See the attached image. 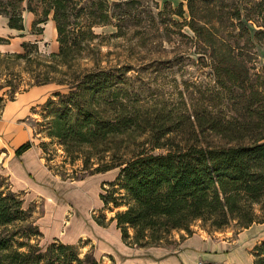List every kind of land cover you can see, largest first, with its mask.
I'll return each instance as SVG.
<instances>
[{"label":"trees","instance_id":"1","mask_svg":"<svg viewBox=\"0 0 264 264\" xmlns=\"http://www.w3.org/2000/svg\"><path fill=\"white\" fill-rule=\"evenodd\" d=\"M23 1L0 5L10 29L23 31ZM47 1L40 16L31 8L25 12L35 17L34 35L54 23L57 52L43 55L36 42H24L20 53H0V65L9 70L8 64L24 63L35 80L28 89L67 88L44 102L54 108L49 137L71 162L82 160L86 176L117 171L101 186L103 208L94 221L103 227L114 222L123 244L137 249H166L174 232L190 235L198 221L215 231L264 223V0H182L186 11L183 4H165L149 17L140 0L113 6L107 0ZM168 13L180 19L167 21L191 44L194 63L209 79L186 86L175 105L148 107L128 88L127 66L102 67L99 50L91 48L98 38L93 28L112 25L118 38L131 25L145 19L156 24ZM31 146L27 142L15 154ZM161 148L165 154L153 153ZM22 205L19 194L0 191V264H101L92 254L78 257L81 241L54 239L40 247L42 234ZM105 212L112 213L108 220ZM252 256L253 264H264V240Z\"/></svg>","mask_w":264,"mask_h":264},{"label":"rangeland","instance_id":"2","mask_svg":"<svg viewBox=\"0 0 264 264\" xmlns=\"http://www.w3.org/2000/svg\"><path fill=\"white\" fill-rule=\"evenodd\" d=\"M107 1L110 6H113L116 2L121 3L124 0ZM140 1L142 2V7L146 10V13L143 15L148 17L150 14H154L153 16H155V14L159 11H162L165 4H168L169 8L172 9H176L178 5L183 4V8L186 11L185 2L182 0ZM17 2L18 0H0V5L4 7L6 4L10 3L15 5ZM80 5L81 3L75 6L73 5V14L77 12ZM47 7V0H24L20 5V8L24 9V12L27 8H31L36 11L38 16H40ZM118 11L119 9L115 10V12ZM25 15L26 14L24 13V16ZM48 17H52V12ZM168 18L175 22L180 21L178 17L172 15L171 13H168L167 15L162 14V17L156 20V24L150 23L148 19H145L141 25H131L125 29V35L118 38L114 37L117 30L112 25L93 28V32L98 35V38L93 41L91 48L95 47L99 50L98 58L102 62V67H111L118 70V68L127 66V69L130 70L125 76L128 88L140 100L139 104L148 107L161 102L164 104L166 103L169 106L175 105L177 100L180 98V94L185 93L186 86L194 88V85L200 84L201 82H207L209 79L205 76L208 71L206 69H199L198 65L194 63L196 56L193 55V50L188 51L187 44L189 43H186V41L182 40L181 37L178 36L179 30L171 25V23H168ZM161 21L165 23L162 24ZM158 22L161 24L159 25ZM163 28H168L166 33L163 31ZM55 31L56 29L53 31L51 30V23H49L44 32H41L40 35H36V37L40 40V45L37 44V48L41 54L49 55L57 52L58 43L52 37V32ZM181 32L188 36H193L191 31L187 28H184ZM30 35H33L32 32H30ZM44 41L46 43H44ZM16 44L17 43L15 42L14 46H16ZM189 46H191V44H189ZM258 52L260 58L262 59L263 51L259 49ZM81 64L90 65V62L84 60ZM4 65L3 63L0 65V95L4 100H9L15 97L17 93L27 90L35 83L33 76L29 72L25 71L26 65L24 63L16 62L15 64H8L10 66L9 70H5ZM54 86L55 85H52L51 87L43 89V92L55 89V92L57 91L62 94L67 93L66 87L58 85ZM51 98L52 100H56V98ZM43 99L44 98H41L33 104L31 116L27 122V126L30 128L32 134V145L41 149L45 159L50 161L48 162V165L51 166L54 174L60 179H78L86 176L88 173L81 171L83 168L82 160L76 159L74 162H71V159L67 158V155L64 153L57 140L49 137L48 131L51 120L53 119L54 108L53 106L45 107L44 103L40 104ZM166 151L167 149L161 148L155 149L153 153L156 155L165 154ZM69 161L71 163H69ZM0 176V191L4 193L13 192L7 177L3 175ZM102 176L105 178H112L113 173H107ZM84 178H88V176ZM96 187V185L95 187L92 184L88 185L91 197L92 195L94 196L95 193L92 188ZM16 194H19V197L23 200L24 195L22 193ZM91 197L89 199H91ZM89 202L90 205L86 202L82 203L78 199L76 200V204L79 205L83 214L77 211L76 213L70 211V215H79L80 218L72 216V220L69 225H67L66 222L63 223V227L61 229L64 230L66 228L64 239L72 240L73 238L70 237H73L82 231H86L88 235L80 237V247L76 251L79 258H82L85 254H92L101 264H124L126 261L125 258L116 253L117 246L114 245L116 234L114 226L110 225L107 228L102 229L101 232L105 234L103 237L98 234L100 232L96 231L97 229L93 230L91 227V225H95V222L92 219L93 214L90 209H95V203H92V199ZM22 208L24 210L31 211V218L32 221H34V225H36L37 218L43 215L46 209L42 200H36L35 202L29 204V207L27 208L23 203ZM53 215H56V213ZM105 216L108 220V218L112 216V213L105 212ZM69 217V214H66V219ZM251 226H260L261 232L259 237L264 235V223L252 224ZM190 230V235L184 231L174 232L171 242L166 245L165 250L169 253L177 251L179 242H182L187 237H191L193 235L203 236L205 239H208V242L224 241L234 243L237 236L245 229L238 228L233 223L223 230L215 231L209 227L203 226L202 223L198 221L190 228ZM57 231H59V228ZM50 242L51 241H48L45 237H40L37 240L38 245L43 248ZM208 247H210V245H208ZM253 249L254 248L245 250L246 254L240 250L234 251L229 260L234 264H252ZM225 253L228 254L230 252L227 251ZM247 255H249L250 258H248ZM222 256L217 255L216 257L218 259V257ZM199 263L230 264L229 261L209 263L202 260L199 261Z\"/></svg>","mask_w":264,"mask_h":264},{"label":"crops","instance_id":"3","mask_svg":"<svg viewBox=\"0 0 264 264\" xmlns=\"http://www.w3.org/2000/svg\"><path fill=\"white\" fill-rule=\"evenodd\" d=\"M24 13L22 15L23 31L10 29L7 18L0 16V39L7 41V43L0 44V53H20L22 52V44L24 42H36L40 45V40L36 35H30L35 17L29 12ZM49 23H51V30H55L54 23L49 20L46 24L40 26L43 28V32ZM52 37L56 41V31L52 32ZM15 42L17 43L16 46H14ZM44 43L46 42L44 41ZM52 85L55 84L30 88L25 92L17 94L13 100H5L0 103V175L7 177L13 192L24 195L23 203L26 205V208L36 200L44 202L46 209L43 215L39 216L36 220V226L41 231L42 237H45L48 241L57 239L64 244L72 245L79 242L81 236L88 235L86 231H82L70 237L73 238L72 240L64 239L66 228L64 230L61 229L63 223L66 222L69 225L72 216L80 218L79 215H70V211L73 213L77 211L83 214L79 208V203L77 202L78 204H76V200L78 199L82 203L86 202L90 205L89 201L92 199V203H95V205L93 204L95 209L91 208L92 210L90 209V211L93 216L98 215L103 208V203L100 199V194L102 193L101 186L104 183L112 182L117 175V171L113 170L96 174L79 180H62L48 168L39 147L32 145L31 148L21 155L17 156L15 154V151L21 145L27 142L31 143L32 134L30 128L27 126V122L31 116V109L33 108V104L39 99L44 98L40 103L43 104L55 92V89L43 92V89ZM107 173H113L112 178L102 176ZM89 184H92L94 187L95 185L97 186L96 188H92L95 192L92 197L88 190ZM90 197L91 199H89ZM87 210L89 211L88 208ZM55 213L56 215H53ZM66 214L70 216L68 219H66ZM94 224L91 227L93 230L97 229L96 231H99L100 233L98 234L102 237L105 235L101 232L102 229L110 225L114 226L116 233L114 245L117 246L116 253L125 258L124 264H199L201 260L209 263L229 261L230 264H234L229 260L234 251L240 250L246 254L245 250L254 248L264 240V235L259 237L261 227L251 226L243 230L237 236L234 243L224 241L208 242V239H205L203 236L193 235L179 242L177 251L169 253L164 248H130L121 241L120 232L114 222L109 223L107 227L99 226L96 222ZM58 228L59 231H57ZM227 251L230 253H225ZM214 255L223 256L217 259ZM247 256L250 258L249 255Z\"/></svg>","mask_w":264,"mask_h":264},{"label":"built area","instance_id":"4","mask_svg":"<svg viewBox=\"0 0 264 264\" xmlns=\"http://www.w3.org/2000/svg\"><path fill=\"white\" fill-rule=\"evenodd\" d=\"M200 264V263H199Z\"/></svg>","mask_w":264,"mask_h":264}]
</instances>
